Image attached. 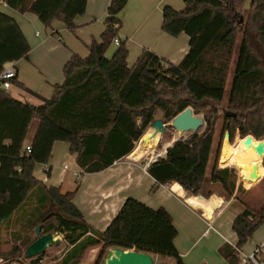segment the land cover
<instances>
[{
	"label": "trees",
	"instance_id": "1",
	"mask_svg": "<svg viewBox=\"0 0 264 264\" xmlns=\"http://www.w3.org/2000/svg\"><path fill=\"white\" fill-rule=\"evenodd\" d=\"M4 2L20 13L36 15L46 28L58 21L75 31V21L85 14L88 0ZM127 3L111 1L100 40L92 41L87 57H71L64 68V82L54 87L51 98L34 105L0 86V259L5 264H41L47 251L25 257L27 248L39 238L38 227L41 236L62 235L68 246L60 258H54L56 264H80L96 248L100 252L95 264H102L114 248L184 264L175 245L178 230L165 208L153 209L129 197L108 228L99 232L75 204L77 188L64 193L37 179L35 173L38 166L49 164L57 142L70 145V154L84 173L102 172L133 152L158 114L169 123L187 108L203 116L205 127L175 142L150 164L147 172L156 181L152 191L175 183L191 196L205 199L215 194L214 187H222L228 199L237 191L235 201L245 209L232 225L237 235L234 255L264 224V201L252 207L245 199L249 190L243 183L237 187L229 169L219 167L221 144L211 165L220 117L223 138L228 133L230 143L237 134V140L264 139V0H251L248 9L246 0H185L181 11L165 6L163 31L173 37L188 35L189 51L179 64L147 51L141 67L129 65L125 42L107 57L122 28L120 14ZM30 50L17 21L0 11V74L8 64L28 58ZM12 83L17 84V77ZM34 120L38 128L28 144ZM149 139L153 148L154 141ZM263 158L252 162V174L256 168L257 176L249 177L253 184L264 181ZM52 247L63 249L61 244Z\"/></svg>",
	"mask_w": 264,
	"mask_h": 264
},
{
	"label": "crops",
	"instance_id": "2",
	"mask_svg": "<svg viewBox=\"0 0 264 264\" xmlns=\"http://www.w3.org/2000/svg\"><path fill=\"white\" fill-rule=\"evenodd\" d=\"M111 1L88 0L85 14L76 19V30L71 31L58 21L46 28L36 15L20 13L0 0V11L17 21L31 47L28 58L7 65L14 67L17 72V84L12 83L8 92L16 99L34 105L41 104V99L51 98L54 87L64 82V68L71 57L74 54L87 57L92 41L100 40L105 31V19ZM175 3L176 0H128L120 14L123 25L118 38L127 45L128 63L131 67H141L145 63L144 53L147 51L173 64H179L184 59L189 51V36L181 34L173 37L162 29L163 9L171 6L179 10ZM117 48L112 44L107 57L111 58ZM159 140L160 138L155 142L156 150L162 156L173 141H176L173 140L166 147L159 145ZM258 144L259 142L253 141L252 147H243L237 152L238 164L242 168L248 164L244 173L251 168L256 158L261 157L255 150ZM148 147L150 148L149 145ZM160 148L164 150L160 151ZM146 152V146L136 145L129 156L112 167L99 173L87 174L78 167L75 156L73 162L70 161V145L57 142L49 164L38 166L35 176L48 186L60 187L64 193L77 188L74 202L86 222L99 232L108 228L124 202L133 197L151 208L157 204L171 214L178 230L175 245L184 264H238L237 252L235 255L233 252L237 235L232 229L237 216L231 218L226 225L220 222L221 216L233 200L225 201L212 196L218 206L212 208L207 199L191 196L177 183L170 188L160 186L151 196L150 191L156 181L147 172L150 161L141 164L147 159L141 160ZM72 163L76 164L77 170L73 169ZM219 163L220 168L221 163L224 167L231 165L224 158L223 150ZM70 171H73V175H70ZM60 237L62 250L65 251L68 246L64 243L63 236ZM259 243L261 242L254 244L253 250ZM99 252L100 248L92 249L80 264H95ZM154 257L156 262V256ZM159 259L160 264H176L173 258Z\"/></svg>",
	"mask_w": 264,
	"mask_h": 264
},
{
	"label": "rangeland",
	"instance_id": "3",
	"mask_svg": "<svg viewBox=\"0 0 264 264\" xmlns=\"http://www.w3.org/2000/svg\"><path fill=\"white\" fill-rule=\"evenodd\" d=\"M250 3H251V0H246L245 7L247 9L250 7ZM175 4L177 6V9H179L177 11H181L185 7L184 0H176ZM237 50H238V48H236V52H235V55H234L235 56L234 57V61H235L236 56H237ZM233 72H234V64L232 65V68H231V71H230V74H229V79H228L229 82H230L231 78L233 77ZM229 82H228V87L230 85ZM227 98H228V91H227V93L225 95V100H224V103H223V107H225V105H226ZM198 116L203 118L202 115H198ZM157 120H162L160 114L157 115ZM169 123H171V122H169ZM37 128H38V121L34 120L32 122L31 127H30L29 135H28V138H27V143L28 144L31 142V139L33 138V135L36 132ZM167 128H168V126H167ZM222 129H223V117H220L219 120H218V126H217V130H216V134H215V142H214L215 148H214L213 157H212V160H211V165H213L214 162H215V159H216V156H217V150H218L219 145L221 144L220 148H221V152L223 150L224 158L228 162L229 161L231 162V165H230L231 167L227 166V169H229L230 174H231V179L233 177V179L236 182V185H237V183L239 185H241L243 183L242 186L246 190H249V192L247 193V196L245 195V199H247V201L250 203V205L252 207L258 208V207L261 206L262 202L264 201V181L262 180L263 182L260 181L261 183L259 182L257 184H253V182L250 180L251 174H252L251 168H248L245 171V173H244V169L247 167L248 164L246 165L245 168H242V166H240L238 164V162H237V152L239 153L241 151V149H243V147H244L243 146V141L244 140H242L243 138L237 140V138H238V134H237L234 142L230 143V137H229V139L223 138V130ZM200 131H198V132H200ZM168 132H169V134H168ZM198 132H196V133H198ZM196 133H192L186 139L192 137ZM154 135H155V132H153L152 129L150 128L144 134L141 142L138 143L139 146H146V149H147L146 155H144V158H141V160L147 158L146 160L141 162V164H143V165H144V162H146V161H147V163H149V161H150L149 158L151 156H153V157L156 156L158 151L156 150L155 142L159 138H160L159 145H161V146H166L167 144H169L173 140H176V141L185 140L184 138L183 139L175 138L173 136L172 132H170L169 130H167V132L164 135H158V134H156L155 136ZM149 138H152V140L154 141V148L153 149H150L148 147L149 143L145 144L144 141H143L144 139H149ZM253 141L255 143L259 142L255 138L253 139ZM60 143L68 146V144L65 143V142H60ZM250 147H252V146H250ZM250 149H252V148H250ZM221 152H220L219 162L221 160ZM73 158L74 157L71 155V157L69 158L71 162H73ZM258 158H260V157H258ZM232 165H234V167ZM72 167H73L74 170H77L76 164L72 163ZM241 174H244L242 178H240ZM70 175H73V171H70ZM74 178H76V177H74ZM263 179H264V177H263ZM153 187H152V189H153ZM152 189L150 191V195L151 196H153L156 193V191H157V188L154 189V191H152ZM213 189H214L215 194L212 195V196H216V197L222 198L225 201L233 200L232 204L224 211L223 215L221 216V221L220 222L226 225L231 220V218H234V217L238 216L245 209V206L240 201H235V196H236V192L237 191H234L232 197L230 199H228L227 192L222 187H214ZM229 191H231V190H229ZM212 196L209 199H211ZM209 199H207V200H209ZM160 207L161 206H158L157 204H155V205H153L152 208L153 209H158ZM230 229H231V227H230ZM263 241H264V224L254 233L252 239L241 250L244 253L249 254V253L252 252L253 246H254V244L256 242H263ZM61 251L63 252V250H61ZM61 251H59L58 249H55L54 247L49 248L47 250V255L44 257L46 259L44 260L43 263L42 262H40V263L41 264H56L54 262V257L56 256V254L58 252H61ZM156 259H157V261L155 263L156 264H160L161 260L159 259V257L157 258V256H156ZM23 264H25V263H23Z\"/></svg>",
	"mask_w": 264,
	"mask_h": 264
},
{
	"label": "water",
	"instance_id": "4",
	"mask_svg": "<svg viewBox=\"0 0 264 264\" xmlns=\"http://www.w3.org/2000/svg\"><path fill=\"white\" fill-rule=\"evenodd\" d=\"M231 116L236 117L235 114H231ZM169 125H171L174 129L180 132L192 131L193 133H196L200 131L202 128H204L205 121H204V118L195 115L192 108H187L184 112L178 115L171 123H164L163 120H157L152 124V127L150 128L155 129V135L159 132L165 134L167 132V126ZM142 138L139 140V142H141ZM225 138L229 139L228 133H226ZM253 139H254L253 136L246 137L243 141L244 148L250 147L253 144ZM143 141L145 144H147L149 143L150 139H144ZM258 141H259V144L255 147V150L258 153V155L263 156L264 155V140H258ZM167 149H166V152H167ZM161 156L162 155L160 152L157 153L155 157L151 156L149 158L150 164L155 162L156 159ZM263 161H264V158H263ZM255 171H256V168L254 169V173L251 175L253 179L257 178V176L255 175ZM200 197L203 198L202 196ZM208 201L212 208H215L217 206L212 198L209 199ZM36 232L39 238L27 248L25 252V257L27 259L41 256L44 252H46L52 246L54 245L58 246L60 244L61 235L46 234V235L41 236L40 227L37 228ZM102 264H156V263H155V259L153 255L151 254L137 252L134 250L124 251L119 248H114V249L109 250L105 254Z\"/></svg>",
	"mask_w": 264,
	"mask_h": 264
},
{
	"label": "built area",
	"instance_id": "5",
	"mask_svg": "<svg viewBox=\"0 0 264 264\" xmlns=\"http://www.w3.org/2000/svg\"><path fill=\"white\" fill-rule=\"evenodd\" d=\"M114 45L116 46H120L122 41L117 37L114 39L113 41ZM17 77V72L16 69L12 66L10 67H6L5 70L0 74V86L4 91H9V89L12 86V80L15 79ZM245 139V138H244ZM242 139V140H244ZM28 152L31 151V147L28 146L27 147ZM221 168L225 169L227 167H224V165H222L221 163ZM237 257H238V264H264V241L259 243L255 249L247 254L244 253L241 249H237V253H236ZM63 255V252H59L57 253V257H61ZM56 257V258H57ZM46 258H42L40 260V262H44ZM0 264H5V262L0 259ZM13 264H20V263H13Z\"/></svg>",
	"mask_w": 264,
	"mask_h": 264
},
{
	"label": "bare ground",
	"instance_id": "6",
	"mask_svg": "<svg viewBox=\"0 0 264 264\" xmlns=\"http://www.w3.org/2000/svg\"><path fill=\"white\" fill-rule=\"evenodd\" d=\"M167 130H169L170 132H172L173 136L177 139H186L187 137H189L193 132L192 131H188V132H180V131H177L176 129H174L171 125L168 126ZM152 131L155 132V129L152 128ZM158 135H164L163 133L159 132L157 133ZM169 134V132H168ZM175 141H173L174 143ZM172 143V145H173ZM258 158H256L257 160ZM153 160V159H152ZM218 207V206H217Z\"/></svg>",
	"mask_w": 264,
	"mask_h": 264
}]
</instances>
